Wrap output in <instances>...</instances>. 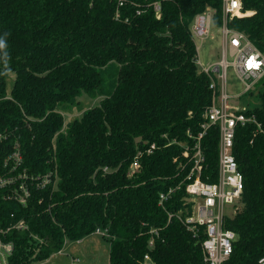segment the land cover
<instances>
[{"label": "trees", "instance_id": "trees-1", "mask_svg": "<svg viewBox=\"0 0 264 264\" xmlns=\"http://www.w3.org/2000/svg\"><path fill=\"white\" fill-rule=\"evenodd\" d=\"M154 1L160 17L148 6ZM242 5L252 14L229 25L264 51V0ZM207 6L220 26L222 0H125L123 6L116 0H0V38L7 44L0 51V130L17 127L29 169L55 168L58 176L56 186L37 191L27 207L0 198V221L15 211L30 225L12 233L10 264L42 263L67 239L97 228L109 231L110 264H142L146 253L155 264H206L203 227L194 234L178 218L168 221V213L182 207L185 187L165 207L159 195L190 169L181 166L188 160L185 144L193 143L188 131L198 135L212 104L211 78L196 62L190 28ZM258 84L260 104L242 111L264 126V77ZM84 94L104 97L66 123L63 112ZM256 128L254 122L235 128L233 153L244 189L225 221L237 237L224 264H258L264 256V137ZM201 143L202 178L215 181L219 126H210ZM136 158L140 168L131 173Z\"/></svg>", "mask_w": 264, "mask_h": 264}, {"label": "built area", "instance_id": "built-area-1", "mask_svg": "<svg viewBox=\"0 0 264 264\" xmlns=\"http://www.w3.org/2000/svg\"><path fill=\"white\" fill-rule=\"evenodd\" d=\"M116 1L118 6L125 5V0ZM148 6L153 7L158 17L161 16L159 1L149 3ZM214 14L215 10L207 6L204 11L195 15L191 23V33L197 51L211 34L212 25L215 24ZM250 14L252 11L243 10L242 0H222V23L219 26L222 31V57L218 61L204 64L198 51L196 58L200 69L211 78L210 87L214 92L212 104L204 114L206 121L201 124L198 135L193 136L188 131L189 136L193 137V143L185 144L183 155L188 160L181 163V166L185 168L190 165V169L176 186L169 187L159 195V205L165 207L172 193L185 187L183 205L177 212L168 213V221L176 217L194 234L203 227L206 237L201 245L206 264H224L230 258L233 241L237 237L234 230L225 227L226 218L232 216L240 206L244 189V176L233 153L236 125L254 122L256 131L264 137V126L257 120L255 114L242 111L234 100L236 96L252 91L264 77V51L245 31L229 25L234 17ZM196 40H199V43ZM229 67L243 85L241 94L234 95L229 92ZM212 125L219 126L218 177L215 181H206L202 178L205 154L201 140ZM20 136L17 127L0 130V198L6 202L16 203L20 207H27L35 201L37 191H46L51 184L56 186L58 176L55 168L40 172L29 169L25 164ZM154 148L155 143L147 152H152ZM174 160L176 161L177 157ZM139 168L140 162L136 158L130 172L133 173ZM44 198L45 194L39 196V202L44 201ZM29 229L27 219L17 212L12 211L9 215L3 216L0 221V264H10V259L15 253L16 239L12 233ZM95 232L109 236L107 229L97 228ZM151 232L157 234L158 231L153 229ZM31 235L42 241L33 233ZM149 246H154L153 237L149 241ZM142 264H155V261L146 253ZM258 264H264V256L258 260Z\"/></svg>", "mask_w": 264, "mask_h": 264}, {"label": "rangeland", "instance_id": "rangeland-1", "mask_svg": "<svg viewBox=\"0 0 264 264\" xmlns=\"http://www.w3.org/2000/svg\"><path fill=\"white\" fill-rule=\"evenodd\" d=\"M196 42L199 43V40H196ZM198 51L204 64L218 61L222 57V31L219 26L215 24L212 25L211 34L203 41ZM228 73L229 92L234 95L241 94L243 85L240 80L234 76L231 67H229ZM15 76L14 72L9 74V88L13 85ZM260 88V84H257L252 91L253 93L247 92L239 97L236 96L234 98L236 104L239 105L242 110L254 108L259 105L260 100L258 92ZM103 97L104 96L91 97L84 94L79 98V103L77 105H73L70 110H65L63 112L65 122L68 123L75 117H81L84 109L100 104ZM66 123L65 125H67ZM107 237L108 236L93 232L80 240L67 239L60 253H53L46 261L36 264H110V241Z\"/></svg>", "mask_w": 264, "mask_h": 264}, {"label": "clouds", "instance_id": "clouds-1", "mask_svg": "<svg viewBox=\"0 0 264 264\" xmlns=\"http://www.w3.org/2000/svg\"><path fill=\"white\" fill-rule=\"evenodd\" d=\"M7 47L6 41L3 38H0V51L5 50ZM4 57L7 58V52L4 51Z\"/></svg>", "mask_w": 264, "mask_h": 264}, {"label": "crops", "instance_id": "crops-1", "mask_svg": "<svg viewBox=\"0 0 264 264\" xmlns=\"http://www.w3.org/2000/svg\"><path fill=\"white\" fill-rule=\"evenodd\" d=\"M59 253H60V251H59Z\"/></svg>", "mask_w": 264, "mask_h": 264}]
</instances>
